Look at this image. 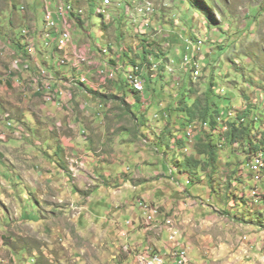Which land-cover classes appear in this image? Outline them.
<instances>
[{"label":"rangeland","instance_id":"1","mask_svg":"<svg viewBox=\"0 0 264 264\" xmlns=\"http://www.w3.org/2000/svg\"><path fill=\"white\" fill-rule=\"evenodd\" d=\"M12 1L13 8L0 5V46L3 47L0 49V109L15 117L19 121V127L26 128L28 132L24 138L9 137L7 141L0 140V241L4 244L0 246V259L7 261L0 264H144L140 259L134 262L132 249L121 238L124 237L122 234L124 228L119 225L118 216H124L130 209L126 203L127 199L114 198L123 190L119 178L129 175L122 174L117 177L115 167L109 169L110 163L105 161L102 163L101 172L97 173L102 183L100 185L90 183L91 179H88V175L80 173L79 166L83 165V161L73 155L76 151L80 157L84 151L63 145L64 137L76 133L69 129V123L73 121L74 115L59 110L58 105L45 104L43 100L39 102L40 97L28 88L27 78L25 80L22 73L13 74L19 75L20 80L5 76L8 74L9 66L11 67L10 55L6 53L8 36L22 47L25 30L28 29L33 36L38 37V32H34L30 25H24L31 22L29 18H25L28 9L37 8L35 13L40 26H43L44 18L41 0H9ZM78 2L85 4L84 0ZM159 4L157 9L160 10L157 16L154 19L153 17L147 19L152 23V28L145 37H139L134 32L135 25L144 23L142 19L135 25L133 24L135 22L129 19L126 23H107L103 26L104 20L97 15L95 6H90L88 10V19L92 23H89L86 31L92 34L93 39H99L100 43L104 42L101 38L110 39L114 44L115 55L119 54L116 51L119 50L121 43H125L122 47L124 51H131L128 54L130 60L136 62L143 61L142 54L145 48L155 56L152 61L159 60L168 53L172 55L176 50V58L180 60L176 59L170 70L158 73L155 78L153 77L154 80L148 75L146 96L141 95V101L144 103L142 106L138 101L140 96L133 94L136 100L133 105L136 116H150L148 114L155 109V104L163 102L166 107L167 105L173 107L172 113L168 111L171 113V120L178 125L175 129L179 134V131L185 130L189 123L188 111H178V108L181 109L179 101L183 95L182 90L184 88L188 90L186 108L192 110L195 108L194 96L199 99L204 98L206 86L209 82H214L218 88H224L226 92L225 95H220V98L215 97L219 106L235 105L233 106L235 109L246 115L249 114V117H258L259 126H264V106L254 104V100L264 93V0H164ZM30 11L31 9L29 13ZM176 19L180 20L179 24L174 23ZM153 23L157 25L154 27ZM76 34L78 39L82 38V35H78L79 31ZM182 36L194 42L203 39L202 51L194 54V48L191 46V58L187 59L188 54H186L182 59L180 54L185 46L182 43ZM143 39L146 40L143 42ZM24 45L26 46L25 42ZM38 50L41 61L42 51L51 54V47L39 46ZM210 51H213L212 56ZM211 57L212 65H207L204 75L192 76L189 77L190 80H186L184 70L181 68L182 60L187 67L192 60L198 65L200 61L204 62L205 58L211 61ZM132 67L133 64L130 63L128 70ZM203 67L205 64L202 63L200 68ZM115 82L121 83L120 80ZM185 82H191L189 84L191 88L184 85ZM122 86L127 92L131 91L126 83H122ZM75 97H73L74 101H76ZM118 97L116 101L118 106L115 104V107H123V112L127 114L124 128H128L129 125L133 127L132 122L137 119L130 112L131 106H128L130 103L126 105L121 102L123 97L126 100L128 94L123 93V96L118 95ZM77 99L81 106L84 103L82 95ZM86 99L90 100V98ZM114 103H109V108L112 110ZM50 113L57 116H52ZM114 114L117 115L115 111ZM81 115L82 112L79 120ZM32 117L37 118L39 128L36 126L34 129L32 124L31 130L28 121L32 123ZM145 119V123L151 121L148 117ZM58 120L66 121L62 131L56 126ZM118 120L111 122L115 128L108 139L110 141L112 137L119 135L120 141L125 142L128 133L125 130L119 132ZM137 124L139 126V123ZM192 129L193 127L188 128L186 139L189 130ZM195 133L197 136L200 132L195 129ZM137 135H139L137 139L139 137L141 140L139 145L147 146L148 144L143 141L145 134L143 136L138 131ZM182 137L183 135L180 134L177 136L180 139ZM155 138L159 139L158 135ZM100 140L104 141L98 134L96 141L98 145H101ZM160 141L164 146H168L170 135H163ZM186 144L189 146L188 142ZM243 147L244 145L237 150L226 147L223 151L225 154L220 155L223 163L231 161L227 166L229 169H234V163L241 165L247 159L243 154H237L238 150L240 153L244 152ZM98 149L99 152L102 149L105 160L110 158L109 153L112 155L115 153L103 146ZM188 150L183 148L184 152ZM160 153L165 154V151L162 150ZM97 157L95 155L94 160ZM89 175L94 177L92 174ZM202 176L210 186L208 189L212 190L214 179ZM244 185V177L233 185L226 182L221 186L214 185L222 191V195H219H221L220 213L223 214L220 216L224 217L221 226L216 225L211 228L212 234L219 229V235L214 237L223 243V248H219L220 254L217 255L215 264H264V214L251 213L247 206L241 205L245 202L241 200V196L247 194L249 199L252 192L250 190L244 193ZM192 201L194 204L195 200ZM167 203L168 201L162 202V204ZM144 204L157 206L146 201ZM131 206L135 205L131 204ZM233 209H237L238 216L231 214L230 211ZM198 211L203 212L202 209ZM210 212L216 213L213 210ZM174 223L171 218L167 220L170 236L180 234ZM144 224L148 227L153 226L145 222ZM11 252H15L16 258L13 255L9 257ZM174 253L173 250L170 255L162 252L160 254L173 257ZM35 257L36 262L33 263ZM174 258L172 262L175 261Z\"/></svg>","mask_w":264,"mask_h":264},{"label":"crops","instance_id":"2","mask_svg":"<svg viewBox=\"0 0 264 264\" xmlns=\"http://www.w3.org/2000/svg\"><path fill=\"white\" fill-rule=\"evenodd\" d=\"M13 4V1L9 2V0H0V5L4 7L9 6L10 8H13ZM34 8H30V13V9H28V11L25 13V18L30 19L31 22L28 24L31 25L39 23L35 13L37 9ZM48 14H51V11H49ZM88 72L95 73V71ZM5 76L20 80L16 76H11L8 74ZM108 90L109 93H107L106 90L105 92L107 94L105 93L104 96L111 94L123 96V93L126 95L128 94L126 99L129 101V103L134 105L135 99L133 97V93L131 91L127 92L125 87L122 86V82L112 83L109 85ZM118 92H120V94ZM86 98H90L91 101ZM82 99L84 103H88L87 108H89L91 111L101 112V110L98 108V103L96 106V102H99V99L95 98V96L91 97L89 94L83 93ZM39 102H41L40 99ZM115 104L116 102L114 103L113 107L115 113H117L116 116L114 113H106L102 116L91 114L84 117L83 123L88 125L87 141L82 139L76 132L75 134H71L70 137H64L63 145L65 147H76L81 149V152L84 151L83 155L80 157L76 151L73 155L83 161V165L79 166L80 173L83 172L84 175H88V179H91L89 180L90 183H98L99 185L102 183L101 177H99L97 173L101 172L100 169L102 168V163L105 161H109V169L110 167L113 169L115 167L114 170H116L117 177L122 174L129 175L125 178H119V182L123 190H121L120 195H117V197L114 198H116V200L127 199L126 203L130 207L124 216L118 217L120 220L119 225L124 228V232L122 233L124 237L121 236V238L124 239L125 244H127L132 249V253L134 254V256L132 255L134 257V262L136 263L135 253L137 251L152 247L154 250H158L160 253L162 252L166 255H170L174 249L186 248L188 250L189 257L192 260L206 262L207 264H215L217 262V255L220 254L219 248H223V243L214 237V235H219V229L212 234L211 228L212 226L216 225L221 226L224 222V217L220 216L223 214L220 213V199L222 191L221 189L219 190V187L214 185L221 186L227 177L214 174L215 176L213 179L215 183H212V190L208 189L210 186L207 185L205 178L202 176L204 175L207 177V175L201 170H193L196 172V174L188 173L186 170L182 172L180 171L181 174L178 172L177 174H174L173 177H170L172 172L175 171V167H173L175 160H168V157L160 153L162 150L158 151L157 146L159 143L157 142L158 139L155 138L156 135L162 136L160 128L163 124L158 123L156 126L147 128L146 124L139 122V120H135L132 122L133 127L129 125L128 128H124L127 121V119H125L127 114L123 112V107H115ZM155 105V109L150 111V114L148 115H153V113L157 112V110H162L158 104ZM116 106H118V104H116ZM148 107L146 109H148ZM163 109L169 110L170 107H166L165 105V108ZM134 113L136 114V112ZM50 114L52 116H57L53 113ZM82 115L85 116V113ZM74 117L77 118V116ZM136 117L137 116L135 115V118ZM116 120H118V123L120 122L119 132L121 130H125L128 133V138L125 142L120 141L119 135L118 137H112L110 141L108 139V137L114 132L115 128V125L111 122H116ZM31 122L34 129H36V126L39 128V123L36 117H33V121ZM137 123H139V126ZM138 131H141L146 135L143 141L148 144L147 146L139 145L141 140L139 137L137 139V136H139L137 135ZM98 134H100L101 139L104 140H100L101 145L96 143ZM12 137L17 138L15 136ZM149 137H153L154 141L150 140ZM80 143L82 144L80 145ZM101 146L104 148H109L113 150V153H115L113 155L112 153H109L110 158L105 160L103 157L105 154L102 152V149V153L99 152L98 149ZM121 147L123 148L121 149ZM99 153H101V155H99ZM223 154L225 153H218V156ZM95 155L96 157L98 156L96 160H94ZM142 157H145V159ZM167 160L169 162H167ZM121 164L122 166H120ZM103 169L106 170L105 168ZM105 173L106 172L104 171V174ZM89 174L94 175V177L92 178ZM217 176L219 177L217 178ZM190 178L192 179V182L191 185H188L190 184ZM185 189L187 192L184 193ZM261 191L264 193V183L261 187ZM202 192H205V194H202ZM139 199H143L160 206V217L155 220L154 214L151 213L150 216L149 214H144L145 219L143 220V213L140 206L138 205ZM192 200H195L194 204ZM163 201H168V203L162 204ZM259 202L260 200H258L257 203ZM131 204H134L135 206H131ZM198 209H202L203 212L198 211ZM211 210L215 211L216 213L211 214ZM236 210L237 209L231 210V214L238 216ZM257 211L264 214V202ZM253 212L254 210H252V213ZM225 213L229 214V212ZM170 218L174 220V225L180 230V234L174 242L170 240V230L167 226V220ZM144 222L148 225H155L148 227L144 224ZM199 228H201V230ZM12 255H15V252H11L9 257ZM164 257L166 260L168 257V264H172V259L175 257V253L173 257ZM0 262L6 263L7 261L0 259Z\"/></svg>","mask_w":264,"mask_h":264},{"label":"bare ground","instance_id":"3","mask_svg":"<svg viewBox=\"0 0 264 264\" xmlns=\"http://www.w3.org/2000/svg\"><path fill=\"white\" fill-rule=\"evenodd\" d=\"M44 2H45L44 14H48V12L51 11V6L48 2L46 1ZM103 3H104L103 6L98 7L99 12L106 13L107 10L111 7H115L117 9L122 7V5L119 4V2L115 3L112 0H103ZM134 4H138L136 7L137 12L140 14H144V15L146 14L148 18L152 16L156 11L154 1L145 0V4H141V0H134ZM64 5H66V13H71V15H68V35L72 36L71 49L73 51H66L64 54H61L60 49H53V51H51V54L45 53L44 51H42L44 53V56H41V58L43 59L42 61L40 60L41 65H51V70L55 77L53 78V80L49 79L47 75H42L40 72V69H38L35 65H27V59H20V63H19V58H18V55L16 54V50L11 49V50L6 51V53L9 54L11 58V61H10L11 67L9 66L10 67L9 73L10 74L22 73L25 80L27 78L28 86H29L28 88H30L35 94H39L45 104L52 103L56 105L55 102H53L50 99V95H56V100H60V104H58L59 110L65 111L67 113H72L74 116H77V118L73 117L74 118L73 121L69 123V129H72L74 132H77L78 135L81 137L88 133V128H87L88 125L83 123L84 117H86L87 115H91V114H94L96 116H102V115H105L106 113L112 114L114 113V110H112L111 108H102L101 107L102 99H99V102L95 101L96 106L98 103V108L101 110V112L91 111L89 108H87L88 103H82L80 108H76L75 103H79L77 98L79 95H82L84 92H76V91H71L69 89L65 90L64 88L65 85L69 88L72 86L73 81L77 80V82H79V85L84 84L85 86H90L93 89L94 88L98 89L100 88L101 84H104L106 81L113 80L117 77L114 71H124L126 73L127 80L130 86L134 90L143 91L145 89V86L141 84V82H144V80L142 79L141 74L138 73V70H139L138 65L133 64V67L128 70L129 64L121 62L118 57L114 58L116 60L115 63L106 59L103 61V64L101 63L98 65V74H99L100 80L98 83H95L94 82L95 80L92 79L89 73L85 70L87 66L96 64L92 60L90 54H88L89 46L76 43V40H77L76 32L80 28L83 29V26H81V23H82L81 19H85L86 9L84 7H81V3L79 2L76 5V4L67 3L64 1ZM126 9L128 12H130L132 10L131 5H127ZM72 15H76L77 17L75 18ZM108 17L110 16L108 15ZM44 20L46 22L44 28L38 29V39L37 37L33 36L28 29L25 30V32L30 33L29 41H25V40L22 41V47L20 49L16 48L17 50H20L22 52H31L32 48L38 45L41 48L44 46L51 47L50 39H58L60 37V29L59 27H51L49 29L48 18H44ZM147 23H149V21H147ZM31 28L34 32L37 30L36 27H31ZM24 42L26 43V46L24 45ZM103 52L105 53V55L110 54V50L108 48L103 49ZM64 68H66L67 70L69 69V71H74V70L78 71L79 76L74 78L73 74H70L66 81L63 80L62 77L64 75H62L61 72L62 70H64ZM154 69H157V65H155ZM56 86L58 90L56 89ZM74 96H76L75 97L76 101L73 100ZM62 98H64L65 100L64 99L62 100ZM110 101L112 100H108V102ZM65 102H68V103H65ZM113 102H116V101H113ZM127 103H129V101ZM130 106L133 109V105L131 103H130ZM81 112L82 114L85 113V116L81 115V120H79ZM4 116L6 117V119L4 118ZM1 117H2L1 119L2 122L0 123V131H1L0 139L6 140L7 136L9 137L15 136L17 138L25 137L24 130H21V128L19 127V124H18L19 121L13 118V116L10 113L4 112V114H2ZM28 123L30 124L31 130H32V123H30L29 121ZM65 124H66L65 120L64 121L59 120L56 122V126L60 131L63 130V128L65 127ZM197 126H198L197 124H193L190 126V127H193V129L189 130L187 140L191 141L189 139V134H196L195 129L198 130ZM222 143H223V140L220 141V144H219L220 147H222L223 145ZM248 166L257 167V168H254V173H251L252 174L251 179L254 183L253 185L257 184L256 176L260 177L259 183L263 182L264 181V149H261L253 154L251 161L248 163ZM251 190L252 192L247 202L249 205H252L254 203L257 204L258 200L262 199L261 193H259V188L257 186H254V187H251ZM144 207L147 210H149L152 214L155 215L154 216L155 220H157V218L160 217V214H161L160 206L158 205L150 206V205L144 204ZM3 245L4 244L0 241V246H3ZM32 262L33 263L36 262V257L33 258Z\"/></svg>","mask_w":264,"mask_h":264},{"label":"clouds","instance_id":"4","mask_svg":"<svg viewBox=\"0 0 264 264\" xmlns=\"http://www.w3.org/2000/svg\"><path fill=\"white\" fill-rule=\"evenodd\" d=\"M78 1H80V0H75L76 5L78 4ZM84 1H85V4H81V7H84L86 9V17H85V19H81V21H82L81 26H83V29L80 28L78 30L79 31L78 35H82V38L78 39L76 37V39H77L76 43L89 46L88 54H90L92 60L96 64L87 66L85 68V70L87 72L88 71H95V73H91V72L90 73L88 72V73H89L90 77L95 80L94 82L98 83L100 80L99 74H98V65L99 64H101V63L103 64V61L106 59L115 63L116 62V60L114 59L115 57H118L121 62H124V61H122L121 55L118 56V55L114 54V44L110 41V39L101 38L104 42L100 43L99 39H93L92 34L89 31L88 32L86 31V28L89 25V23H92L88 19V12H89L88 10H89L90 6H92V5L95 6L97 15H99L103 18V20H104L103 26H105L107 23H116V24L117 23H124V22L126 23L129 19H132L135 22V23H133L135 25L136 22L140 19H142L143 21H145L146 19L152 18V17L154 19V17L157 16V13L160 10V9L159 10L157 9V6H160L159 3L164 1V0H156V2H155L156 11L149 18L144 17L145 16L144 14H140L137 12L136 7L138 4H134V0H112L115 3L119 2V4L122 5V7L119 9H117L115 7H111L107 10L106 13L98 11V7H101L104 5L103 0H84ZM148 1H153V0H148ZM41 3H42L43 14H44V8H45L44 0H41ZM127 5H131V7H132V10L130 12H128L126 9ZM108 15L110 17H108ZM45 23L46 22L43 18V26H40L39 23H36L35 25H31V24H24V25H26V26L30 25L31 27L43 29L45 26ZM174 23L179 24L180 20L176 19V20H174ZM184 23H190V22L184 21ZM156 25H154V23H153L154 27ZM150 28H152V23H139L138 26L135 25L134 32L139 37H145L146 35L149 34ZM156 28H158V27H156ZM117 29H118V26H117L116 30ZM125 30H126V27H125ZM126 32H128V31L126 30ZM182 38L188 42V45H186V47L189 46L188 49L191 51V53H192V47L194 48V54L200 53L202 51V45H204L203 39H199L198 42H194V41H190V39L188 37L182 36ZM7 41H8V50H11V49L16 50V47L18 45L14 42L13 38L8 36ZM80 41H83V42L81 43ZM104 43L107 44V46ZM123 46H125V43L119 44V47H123ZM2 48L3 47L0 46V49H2ZM105 48H108L110 50L109 55L108 54L105 55V53L103 52V49H105ZM122 50L124 51L125 49L122 48ZM117 52L118 51H116V53ZM185 53L187 54V52H185ZM188 56L191 57V55H189V54H188ZM148 62H150V64H149L150 68H149V70H146V67H145V70L148 71L147 73L151 76L152 79H153V77L155 78L158 75L160 67L163 68V65H165V69H163V70H170L172 68V65L174 64L173 60H168L167 62H163L160 59L152 61V58ZM194 62L195 61L192 60V62L188 65V67L191 64H194ZM124 63L130 64L132 62H124ZM139 63L140 62H136V63H132V64L138 65ZM86 64H88V63H86ZM155 65H157V69H154ZM198 65H199V63H198ZM145 66H148V64H145ZM181 68H186L183 60L181 62ZM8 70L10 71V67ZM9 71H8V75L16 76V75H13L14 73L10 74ZM74 71L77 73V75L76 76L73 75V77L76 78L79 76V72L76 70H74ZM65 72H66V74H65ZM61 73H62V75H64L62 77V79L66 81L68 76L70 74H73V71H69V69L67 70L66 68H64V70H62ZM121 73H124V80L128 81L126 73L123 71V72H120L115 79L106 81L104 84H101L100 88H98V89H95V88L93 89L90 86H85L84 84L79 85V82H78L77 85L79 86V89L76 92H84V93H87L89 95L92 94L93 96H95V93L98 94L101 92H102L101 94L104 95L106 93L105 92L106 90H107V93H109V90H108L109 83H115V81H118L119 77L121 76ZM153 75H155V76H153ZM16 77L21 79L19 75H17ZM64 88H65V90L69 89L66 85L64 86ZM130 88H131V92H132V90H134V89L131 86H130ZM56 89L58 90L57 86H56ZM257 91H259V90L257 89ZM145 93H146V91L143 90L140 94H138L140 96L138 101L141 103V105L144 104L141 101V98H142L141 95L146 96ZM225 93L226 92H225L224 88H222L220 95H225ZM133 94H135V93H133ZM37 95L40 97L39 94H37ZM62 99H64V98H62ZM123 99H124V97H123ZM40 100H42L41 97H40ZM134 102H136V100ZM254 102H255L254 104L256 106H264V93H262L258 98H256L254 100ZM158 105L161 107L162 110H157V112L153 113V115H150V116L145 115V118L148 117L151 120L150 122L146 123V127L149 128L151 126H156L158 123H162L163 125L160 128L161 132H162V136L165 132H167L170 135V139L172 140V144H174L173 147L171 144V148L173 151L183 152V153H187V154L192 153V150L196 145L195 143L198 142V140H197L198 136H202L204 138L205 142H207V143L211 142L218 153L225 151L226 147H228L229 149L235 148L237 150V149H240L242 145H244V147H243L244 152L240 153V151L238 150L237 154L238 155L243 154L247 159L243 163V166L240 169H237V171H238L237 177H239V178L244 177V179H245L244 193H248L251 190V187L257 186L259 188V193H261L262 199L257 204L256 203H254L252 205L248 204V206H249V208H251V210H253V205L257 206L264 200V193H262V191H261V187L263 186L264 181L253 185L254 183L251 179V177H252L251 169H250V166H248V163L251 161L253 154L255 152L261 150V149H264V142H263L264 141V126H261V125L259 126L258 124H255V123L253 124L252 128L248 126L250 123H253V120H256L258 122L259 121L258 117H256V118L249 117L248 116L249 114L246 115L244 112L238 111L237 109H235V107H233L235 105H230L228 107V109H226L223 113L216 115L215 120L209 119L207 121H204L201 119H195V120H193L192 123L189 122L190 124L188 123L187 128L185 130L183 129V131H179V134L183 135V137L181 138V141L178 142V140H180V138H177V136L179 134H178L177 130L175 129V127H178V125L175 124L171 120L170 115L172 112L169 113V111L167 109H163V107L165 105L163 102L158 103ZM75 107L80 108L81 106L79 105V103H75ZM101 107L102 108H104V107L109 108L110 107L109 102L102 101ZM167 107H169V106L167 105ZM169 110L171 111V108ZM0 112H1V114H4L5 110L0 109ZM0 117H1V115H0ZM138 117H140V116L138 115ZM13 118H15V117H13ZM1 119H2V117H1ZM28 119L25 118V120H28ZM145 121H146V119H145ZM141 122H142V120H141ZM193 124L198 125L197 127H198V131L200 133H199V135L195 136L193 140L189 141L186 139V133H187L188 128ZM233 125L237 128H241L243 126L249 127L248 130H245L244 132H242L245 135V137L241 138L240 140H238V138H237L235 143H231L227 139V135L233 129ZM250 130H251V135L246 136L247 132H249ZM81 138L84 139L85 141H87L88 140V133L84 136H81ZM150 138H152L154 141L153 137H149V139ZM8 139H9V136H7L6 140H8ZM0 140H2V139H0ZM6 140H3V141H6ZM221 140H223L222 147L219 146ZM186 142L189 143V146L186 144ZM180 143H181V145H180ZM185 147H187L189 149L187 152L183 151V148H185ZM251 147L253 148V150H250ZM219 157H220V155L218 156V158ZM218 175H220V174H218ZM225 182H226V179L224 180L223 183H225ZM234 183H237V180L233 181L232 185ZM241 197L242 198L245 197L246 202L248 201V198H247L248 195L247 194L243 195ZM139 201H146V200L139 199L138 205L140 206ZM146 202H148V201H146ZM148 203L155 204V203H151V202H148ZM140 208L142 210L141 206H140ZM160 209H161V207H160ZM142 213H143V210H142ZM143 218H144V214H143Z\"/></svg>","mask_w":264,"mask_h":264},{"label":"trees","instance_id":"5","mask_svg":"<svg viewBox=\"0 0 264 264\" xmlns=\"http://www.w3.org/2000/svg\"><path fill=\"white\" fill-rule=\"evenodd\" d=\"M64 1L67 3L75 4V0H64ZM72 16L75 18L77 17L76 15H72ZM145 40L146 39H144L143 42ZM182 43L185 44V46L183 47V51H181V54H180V55H182V59H183L186 56L185 52H187V54L191 55V51L188 49V47H186V45H188V42L186 40L183 39ZM17 48L20 49L21 47L18 46ZM121 48L122 47H119L118 56L121 55L122 60L124 62L136 63L135 60H133V61L130 60V57L128 54H130L131 51L126 52V51H123ZM143 52H144L142 54L143 61L138 64V67H139L138 73L141 74V77L144 80V85H145L144 90L147 91V89H148V75L149 74L147 73L148 71H146V70H149V68H150V65H149L150 62H148V61H150L151 58H153L155 56L150 54V51L146 48ZM210 53L212 56L213 51H210ZM205 56H209V55H205ZM41 59H43V58H41ZM176 59L180 60V59L176 58V50H175L174 54L171 55L170 53H168L167 55L162 56L160 58V60H164V61L173 60L174 62ZM204 60H205L204 62L200 61L199 65L191 64L189 67L187 66L186 68H183L184 77H186V80H190L189 77L192 78V76L193 77H196V76L201 77L202 75H204V71H205L207 65H210L212 62V57H211V61L209 59H206V58ZM202 63L205 64V67L200 68ZM145 64H148V66H145ZM145 67H146V70H145ZM163 69H165V65H163V68L162 67L159 68V73L163 72ZM239 69H240V67H239ZM239 69H236V70H239ZM73 75L76 76L77 73L75 71H73ZM119 80L122 83H126L127 86L128 85L130 86L129 82L124 80L123 74L119 77ZM190 83L185 82L184 85H187L188 87H190L189 86ZM77 84H78L77 80L73 81V84L71 87H69V90L77 91L79 89V86ZM221 90H222V88H218L214 82H209V84L206 86L205 97L202 99H199V98H197V96H194L193 105L195 106V108L190 110L189 107L186 108V106H188V102H187L188 101L187 100L188 90H186V88H184L182 90V92H183L182 98L179 101V102H181V107H180L181 109L178 108V111H180V112H182L183 110L188 111V115H189L188 117L189 118H187V121L190 123H192L193 120H195V119H201L204 121H207L209 119L215 120L216 115L223 113L230 106V105L219 106L218 103L216 102L215 97L220 98ZM132 92L135 94H140L142 91L132 90ZM101 93H98V94L95 93V98L102 99V101H104V102H108V99H109V100H112L109 102V103H111L114 100L117 101V98H119L116 94H111L112 96H114V97H111V95L104 96ZM121 102H123V104L128 105L127 100H125V99L121 100ZM128 106H130V105H128ZM170 108H173V107H170ZM130 111H131V114H133L134 116L136 115L135 113H133L134 109H132L131 107H130ZM142 118H143V123L146 124L145 123V116L140 118L137 115V117H136V119L139 120V122H141ZM254 123L259 125V123L256 120H253V123H250L248 126L252 128ZM249 127L243 126L241 128H237L233 125V129L227 135L228 141L231 143H235L237 138H238V140H240L241 138L245 137V135L242 132H244L245 130H248ZM141 134L143 135L144 133L141 132ZM166 134H168V133L165 132L163 135L165 136ZM248 135L249 136L251 135V130L249 132H247L246 136H248ZM197 138H198L197 139L198 142L196 143L195 147L193 148L192 153L187 154V153H183V152L173 151L171 148V144H172L171 139H170V144L168 146H164L160 141V139H162V137L159 136V139L157 141L159 143V145L157 146L158 151L164 150L165 151L164 156L168 157V160H171V161L175 160V162H174L175 164L173 165V167H175V169H174L175 171L173 170L174 172H172V175L170 177H173L174 174H177L180 171L182 172V171L186 170L188 173L194 174L195 171H193V170H201L203 173H205L207 175V177L213 178L215 176L214 174H221L222 177H227L226 183L230 184V185H232L233 181L240 179L239 177H237V172H238L237 169H240L243 166V164L238 165L236 162V164L234 163V165H235L234 169L233 168L229 169L227 166H229V164H231V161H229L228 163H223L222 158L221 157L218 158V155H217L218 152L214 148V146L212 145L211 142L210 143L205 142V140L202 136H198ZM180 141H181V139L178 140V142H180ZM180 145H181V143H180ZM250 150H253V148L251 147ZM168 160H167V162H169ZM222 168H224V169H222ZM181 172L179 174H181ZM189 182H190V184H188V185H191V182H192L191 178L189 179ZM185 192H187L186 189H185L184 193ZM229 198H231V197L229 196ZM241 200H245V202L241 203V205H245L249 208L248 202H246L245 197H243ZM263 202H264V200L257 206L253 205L254 213L259 212L257 210L259 209V207L262 205ZM249 209H250L249 212L252 213L251 208H249Z\"/></svg>","mask_w":264,"mask_h":264},{"label":"built area","instance_id":"6","mask_svg":"<svg viewBox=\"0 0 264 264\" xmlns=\"http://www.w3.org/2000/svg\"><path fill=\"white\" fill-rule=\"evenodd\" d=\"M44 1L48 2L51 6V14H44V18H48L49 29L51 27H59L60 29V37L58 39L49 38L51 40L50 51H53V49H60L61 54H64L66 51H73L71 49L72 36L68 35V15H71V13H66V5H64V0H44ZM141 4H145V0H141ZM145 17H147L146 14ZM144 23H147V19L144 21ZM36 31L38 32V28ZM25 34L26 35L24 40L29 41L30 33L25 32ZM16 54L18 55L19 63H20V59H27V65H35L38 69H40L41 74L47 75L49 79L53 80V78H55L51 70V65L40 64L38 46L33 47L31 52H22L16 49ZM42 56H44V53H42ZM189 58L191 57L188 56L187 59ZM194 64H196V62H194ZM114 72L118 76V74L123 71H114ZM141 84L145 86L144 82H141ZM50 99L53 102H55L56 105L60 104V100H56V95H50ZM4 118L6 119L5 116ZM21 130H24V134H27V130L24 127L21 126ZM195 136L196 134H189V139L193 140ZM254 168L257 167H250L251 173H254ZM259 178L260 177L256 176L257 183H259ZM139 204L142 207L143 214H149L150 216L151 212L144 207V201H139ZM177 237L178 236H170V240L174 242L177 239ZM174 252H175V262H172V264H199L198 261H194L189 257L188 250L186 248L174 249ZM135 257L136 259L142 260L146 264H168L165 257H163L162 254L154 250L152 247H148L144 250L137 251L135 253Z\"/></svg>","mask_w":264,"mask_h":264}]
</instances>
